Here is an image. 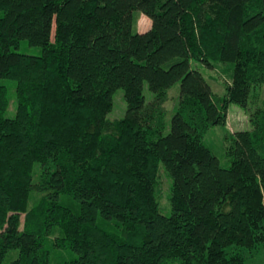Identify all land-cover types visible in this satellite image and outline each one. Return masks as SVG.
<instances>
[{"label": "trees", "instance_id": "1", "mask_svg": "<svg viewBox=\"0 0 264 264\" xmlns=\"http://www.w3.org/2000/svg\"><path fill=\"white\" fill-rule=\"evenodd\" d=\"M137 11L152 21L145 32ZM0 13V264L12 250L11 264H246L261 253L264 0H0ZM23 40L42 54L14 50ZM194 61L234 63L223 95ZM4 78L17 83L15 118ZM118 89L127 112L111 120ZM231 104L252 129L228 131L225 167L204 137L227 126ZM161 166L171 215L157 199Z\"/></svg>", "mask_w": 264, "mask_h": 264}, {"label": "rangeland", "instance_id": "2", "mask_svg": "<svg viewBox=\"0 0 264 264\" xmlns=\"http://www.w3.org/2000/svg\"><path fill=\"white\" fill-rule=\"evenodd\" d=\"M1 14V13H0ZM135 16L138 17V22L136 24L135 30L138 32H145L149 28H151L152 21L151 19L141 12H135ZM14 50L29 54V55H41L43 52V48L41 46L31 45L27 40H23L21 45ZM193 68L198 69L205 76L207 81L210 83L213 91L216 94L223 95L226 90L227 82H230L232 79V72L234 68V63H216L214 68H210L207 65L194 61ZM2 84L7 86L9 90V98L10 104L8 109L5 112V116L8 118H15L17 116L18 111V100H17V83L15 80L4 78L1 80ZM180 92V83H176L169 91V100L166 102L165 107L168 111V128L167 132L170 129V120L173 113L177 109L178 96ZM261 99H264V84L260 88ZM145 95L147 101H151L153 99V93L150 91L148 84H145ZM114 106L111 112L108 114V118L111 120L121 119L126 115L127 112V103L124 98V90L118 89L113 97ZM252 129V124L249 119L248 113L238 106L237 104H231L229 107L228 113V122L227 126H215L209 130V132L204 137V142L206 146H208L220 159L221 164L225 167H228L231 164L230 159L227 156V139L226 135L228 131L235 132L241 130H250ZM40 168V163H37L34 168V179H37L38 171ZM170 185L171 180L164 170L163 166L159 171V187L157 190V199L160 204L161 212L165 215L172 214V205L170 202ZM39 193L33 194L30 199V206H34ZM71 202H75L74 200H70ZM65 202L69 203L68 200L65 199ZM72 205V204H71ZM74 209H79L76 203L73 204ZM67 253L63 251V254ZM19 250H12L5 257V259L1 262V264H11L14 260L19 257ZM68 254V253H67ZM54 263H61L58 256L55 259H52ZM81 264H85L84 261ZM178 264V263H177ZM246 264H264V247L261 250V253L257 255L254 259L248 260Z\"/></svg>", "mask_w": 264, "mask_h": 264}]
</instances>
